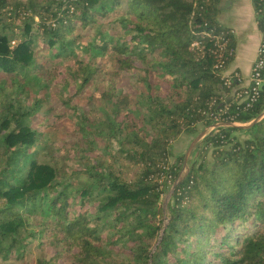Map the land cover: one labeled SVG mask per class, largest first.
Returning a JSON list of instances; mask_svg holds the SVG:
<instances>
[{
    "label": "trees",
    "instance_id": "trees-1",
    "mask_svg": "<svg viewBox=\"0 0 264 264\" xmlns=\"http://www.w3.org/2000/svg\"><path fill=\"white\" fill-rule=\"evenodd\" d=\"M221 1L0 0V264H264V88L221 94ZM200 123L247 125L215 127L181 176L170 143Z\"/></svg>",
    "mask_w": 264,
    "mask_h": 264
},
{
    "label": "crops",
    "instance_id": "crops-1",
    "mask_svg": "<svg viewBox=\"0 0 264 264\" xmlns=\"http://www.w3.org/2000/svg\"><path fill=\"white\" fill-rule=\"evenodd\" d=\"M217 17L222 25L233 30L236 40L235 56L226 72H240L243 79L241 84L246 85L263 39L257 21L255 2L254 0H222ZM221 94H225L223 90Z\"/></svg>",
    "mask_w": 264,
    "mask_h": 264
},
{
    "label": "rangeland",
    "instance_id": "rangeland-1",
    "mask_svg": "<svg viewBox=\"0 0 264 264\" xmlns=\"http://www.w3.org/2000/svg\"><path fill=\"white\" fill-rule=\"evenodd\" d=\"M36 21H39L37 17H36ZM17 34H18V36L11 38L13 44L14 43H18L20 41L21 37H22V36L19 35V33H17ZM8 35L10 37L12 36L10 32H8ZM4 76H5V73L1 70L0 71V77H4ZM128 83H129V79H126L119 85V87L123 89L124 87H127L129 85ZM28 86H29V88L32 91L39 92L42 95H45L48 92V90L45 87L44 81H42L41 79H39L37 77H34V76L29 78ZM222 90L225 93V94H223V96H225V97L230 96L231 97V94H232L234 89L230 90L231 94H229V95H228L229 92H226L224 89H222ZM49 99L51 101H55L56 97L51 95L49 97ZM242 125H247V124H242ZM197 127H198L199 132L192 133V132H189L187 130H184L183 132H181L179 134V136H177L170 143L169 149H170L171 154L169 156V162H168L169 165L170 164L174 165L177 162V159H178L179 156L186 155V153L188 151V148L190 147L191 143L194 141V139L198 135H200V133L205 132V135H206L210 131H217L214 126H210V127H206L205 128L202 123L198 124ZM233 134L236 135L240 139H245L247 137V134L245 132H243V131H235ZM205 135L203 137H201L197 141L196 145L191 150V153H190L189 157L187 158L186 163H185V158H184V169L181 171L182 172L181 176H183L186 173V169L188 170L189 166L193 162H196V161L200 162L201 159H202V156L205 155V154H206L207 161H212V157H211V151L212 150H209L206 153L203 152V149H204L203 139H204ZM103 145H105V143L101 144V146H103ZM46 159H47V157H45L44 155L38 156L39 162H42V161H44ZM129 169H138V167L137 166H130ZM160 183H162V185L163 184H167V187H166L167 189H166V191H165V193L163 195V198H162V204L164 205L165 208H167L168 203L171 201V198H172V194L173 193L170 195V192L172 191V189L174 187V183H173L172 180H166L165 181V178H162L160 180ZM7 264H15V262L14 261H9V263L7 262Z\"/></svg>",
    "mask_w": 264,
    "mask_h": 264
},
{
    "label": "built area",
    "instance_id": "built-area-1",
    "mask_svg": "<svg viewBox=\"0 0 264 264\" xmlns=\"http://www.w3.org/2000/svg\"><path fill=\"white\" fill-rule=\"evenodd\" d=\"M232 34L234 33L232 29H230ZM263 39L260 44L257 59L255 60L252 72L249 78V82L246 85H243V79L238 71H234L232 73H227L225 69V59L223 58L224 53L227 52V41H222L219 48L218 53V63L216 67L221 71L223 84L231 89H234L231 97H225V100L234 99V101L238 103H242L244 108H250L256 103L260 96L261 92L264 88V32L262 31ZM218 39H222L220 36ZM200 42H196L195 44H199ZM233 53V50L232 52ZM234 83H238L235 85ZM229 106L214 112V117L221 121L226 120L228 117Z\"/></svg>",
    "mask_w": 264,
    "mask_h": 264
},
{
    "label": "water",
    "instance_id": "water-1",
    "mask_svg": "<svg viewBox=\"0 0 264 264\" xmlns=\"http://www.w3.org/2000/svg\"><path fill=\"white\" fill-rule=\"evenodd\" d=\"M263 117H264V112H263L259 117H257V118H256L251 124H253V123H255V122L261 120ZM223 125H239V126H246V125L236 124V123H234V124L218 123V124H216L214 127L223 126ZM204 135H205V132L200 133V135H198V136L194 139V141L191 143V145H190V147L188 148V151H187V153H186V155H185V163H186V160H187V158L189 157V155H190V153H191V150H192V149L194 148V146L196 145L197 141H198L201 137H203ZM185 165H186V164H185ZM182 178H183V177H182ZM176 185H177V183L174 185L172 191L170 192V195L174 192V189H175Z\"/></svg>",
    "mask_w": 264,
    "mask_h": 264
}]
</instances>
